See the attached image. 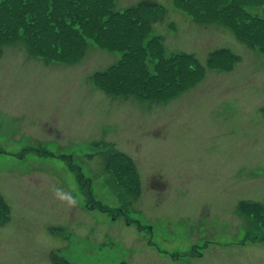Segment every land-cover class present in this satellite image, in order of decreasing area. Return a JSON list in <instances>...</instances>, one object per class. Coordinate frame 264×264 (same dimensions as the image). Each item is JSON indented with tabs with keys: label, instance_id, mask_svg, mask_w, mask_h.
Wrapping results in <instances>:
<instances>
[{
	"label": "rangeland",
	"instance_id": "1",
	"mask_svg": "<svg viewBox=\"0 0 264 264\" xmlns=\"http://www.w3.org/2000/svg\"><path fill=\"white\" fill-rule=\"evenodd\" d=\"M157 1L166 16L152 33L162 39L141 56L162 72L147 82L142 68L138 96L95 87L91 75L121 53L91 38L71 63L31 56L20 41L3 46L0 194L10 214L0 264H54L52 254L70 264H264V48ZM219 48L231 55L211 53ZM156 51L192 53L185 80L203 79L156 102L178 87ZM115 148L135 159L137 175L120 157L103 168ZM192 243L211 244L190 257Z\"/></svg>",
	"mask_w": 264,
	"mask_h": 264
},
{
	"label": "trees",
	"instance_id": "2",
	"mask_svg": "<svg viewBox=\"0 0 264 264\" xmlns=\"http://www.w3.org/2000/svg\"><path fill=\"white\" fill-rule=\"evenodd\" d=\"M173 2L194 19L219 24L233 31L248 45L264 48V0ZM114 7L113 0H0V54L5 43L21 40L29 54L42 57L45 61L73 62L83 53L86 39L92 38L101 47L122 52L118 63L94 75L96 85L108 93L140 95L141 88L145 89V83L138 80L144 71L142 68H146L144 81L147 82L162 72L152 75L145 66V55L141 56L149 51L153 43H159L157 38L149 35L150 24L159 18L155 14L157 2L139 0L123 10ZM249 7L254 10H248ZM149 54L167 61V67L178 73V88L188 82L184 67L194 64L192 55L180 52L171 55V58H164L157 51ZM156 71H159L158 68ZM126 82L136 87L126 85ZM114 155L125 159L127 166L135 170L134 161L115 149L108 150L104 155L105 168ZM0 208L3 220L7 217L8 208L1 197ZM51 256L59 264L67 263L62 257Z\"/></svg>",
	"mask_w": 264,
	"mask_h": 264
},
{
	"label": "crops",
	"instance_id": "3",
	"mask_svg": "<svg viewBox=\"0 0 264 264\" xmlns=\"http://www.w3.org/2000/svg\"><path fill=\"white\" fill-rule=\"evenodd\" d=\"M154 255L156 256V259H157V260H160V259L163 258L162 256H159L158 254H154Z\"/></svg>",
	"mask_w": 264,
	"mask_h": 264
}]
</instances>
